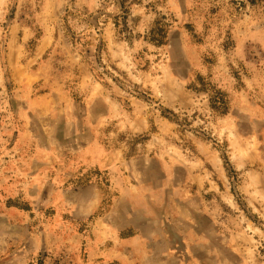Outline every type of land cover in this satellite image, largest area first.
I'll return each mask as SVG.
<instances>
[{"label":"rangeland","instance_id":"374dc122","mask_svg":"<svg viewBox=\"0 0 264 264\" xmlns=\"http://www.w3.org/2000/svg\"><path fill=\"white\" fill-rule=\"evenodd\" d=\"M0 264H264V0H0Z\"/></svg>","mask_w":264,"mask_h":264},{"label":"water","instance_id":"95a60500","mask_svg":"<svg viewBox=\"0 0 264 264\" xmlns=\"http://www.w3.org/2000/svg\"><path fill=\"white\" fill-rule=\"evenodd\" d=\"M100 45H101V42H100Z\"/></svg>","mask_w":264,"mask_h":264}]
</instances>
